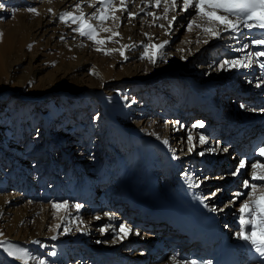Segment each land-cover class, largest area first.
Listing matches in <instances>:
<instances>
[{
	"label": "rangeland",
	"instance_id": "rangeland-1",
	"mask_svg": "<svg viewBox=\"0 0 264 264\" xmlns=\"http://www.w3.org/2000/svg\"><path fill=\"white\" fill-rule=\"evenodd\" d=\"M125 5L127 12L136 14L133 18L120 11ZM125 5L113 0L109 18L101 24L88 19L99 0H0V196L19 200L0 205V240L36 258L28 264L41 259L46 264H130L133 259L136 264H156L157 258L143 251L147 237L138 227L126 224L120 217L122 210L106 209L112 202L126 203L118 197H126L119 194V184L128 173L134 177L138 172L145 174L149 179L145 188L152 195L163 184L172 186L177 180L183 188L189 187L190 181L184 178L187 174L196 178L201 191L197 198L210 206L214 203L217 211L235 204L234 196L220 190L217 181L220 176H233L222 182L227 185L235 179L232 173L236 170L219 175L215 167L225 169V163L230 162L233 169L240 168V161L234 162L229 148L205 136L204 143L189 141L185 135L199 131L201 127L194 125L200 117L195 124L190 120L183 125L184 121L174 122L173 111L194 110L201 103L200 93L215 113L217 105L230 119L229 124L235 123L232 129L225 127L227 118L219 115V125L227 133L262 122L264 88L259 91L256 85L262 82L258 73L264 57H255L261 47L250 42L242 49L244 38L260 29L226 32L221 36L225 39L212 45L215 37L202 31L209 26L208 21L194 7L182 11L183 0H177L176 11L167 14L164 0L159 7L155 0H126ZM63 12L76 16L82 12L88 23L96 26V39L105 43L97 44L73 31L78 23L62 22L59 16ZM173 16L176 21L169 27ZM216 28L220 29L219 25ZM7 39L12 45L9 51L4 42ZM165 40L168 44L156 51L157 63L153 65L147 58L153 49L141 45H159ZM112 49L115 51L104 54ZM250 53L253 62L248 67L221 69L225 59L243 58L247 63ZM252 71L256 72L255 80L249 79ZM240 89L247 93L239 95ZM257 91V104L241 108L243 99H254L250 94L252 97ZM261 162L263 158L256 156L241 169L251 179L254 172L263 174V168L252 167ZM201 163L210 166L212 174H203ZM165 167L170 170L168 176ZM104 193L108 197L100 198ZM247 199L242 195L227 210L236 215L239 210L235 208ZM64 201L69 208L52 207ZM76 204L81 205L79 210ZM148 205L144 203L143 209L150 211ZM111 222L116 231L124 225L138 234L131 249L114 242L117 235L110 234ZM169 258H164L167 264ZM6 263L22 264L0 247V264Z\"/></svg>",
	"mask_w": 264,
	"mask_h": 264
},
{
	"label": "snow or ice",
	"instance_id": "snow-or-ice-1",
	"mask_svg": "<svg viewBox=\"0 0 264 264\" xmlns=\"http://www.w3.org/2000/svg\"><path fill=\"white\" fill-rule=\"evenodd\" d=\"M167 5L164 8L165 14H167L170 10L176 11L177 9V0H164ZM113 0H99V6L96 8V11L92 14H89L88 19H96L101 24L105 20L109 18L108 12L112 8ZM122 5H125V0H120ZM161 0H155V5L157 7L160 6ZM77 9L80 8V4L75 6ZM194 7L196 9L197 14L208 21L209 26L203 27L202 31L208 35L214 37H221L222 32L218 31L216 25L223 26L225 31H228L232 34L239 33L241 28H246L249 30L252 29H260L264 30V0H183V8L182 11H187L189 8ZM28 11L35 12V8H29ZM120 11L127 12V6L120 9ZM224 13L225 15H220L218 13ZM130 18H133L134 15L131 12H127ZM229 17H235V20L230 19ZM113 19H119L118 17H112ZM158 18V17H157ZM166 18V16H165ZM59 19L68 23L71 21L72 24H77L78 27L74 28L73 31L79 33L82 37H87L89 40L94 41L97 44L105 43L104 40H97V32L96 26H93L91 23H88V19H85L84 14L81 12L79 16L73 15L71 12H63L60 14ZM176 21V17L173 16L172 20L169 22V27ZM193 24L190 22L188 24V28L191 29ZM196 27H200V25H196ZM104 31H109V29H104ZM113 35H118V33H113ZM233 39H236V36H232ZM111 39V38H109ZM253 45L260 46L261 50L256 51L254 53L255 57H264V38L254 39L251 42ZM168 44V41L165 40L159 45H141L146 49L151 48L153 51L147 55L149 61L155 65L157 63L156 51L163 49L165 45ZM132 47V46H125ZM249 44H244L242 49H247ZM103 49L98 48L97 51H102ZM111 51H115V49L105 51V55L110 54ZM120 55L123 56L124 52L121 51ZM144 58L143 56L141 57ZM163 60V58H161ZM167 62V61H163ZM252 60V54H248V62L244 63L243 58L240 59H225L220 63L221 69L227 68H241L248 67ZM260 67L264 70V61L259 62ZM264 80V76L261 77ZM260 87V84L256 85ZM241 108L247 109V106L241 104ZM264 111V109H262ZM199 127H203V122H198ZM192 137L189 136V141H191ZM200 142H205V137H200ZM165 144L168 143L167 140L164 141ZM189 151H192V148H189ZM226 151V149H225ZM260 156H264V147L259 149ZM200 155H204L203 152ZM245 167V162L241 161L240 168ZM253 168H264V164H253ZM237 172L232 173L236 175ZM185 180L190 181L189 187H198V183L196 182L195 177H190L187 174L184 176ZM251 180L264 182V175H258L257 173H253ZM245 188H250L251 191L247 193H238L237 195H246L248 200H246L239 209V223L240 230L237 234V238L247 242L251 248L258 254L260 260L264 262V183H250L249 181H245ZM258 189H260L259 194H257ZM211 195H215V192ZM67 201L63 203H54L52 207L54 209L60 210L65 208L67 205ZM75 208L79 210L81 208L80 204H76ZM108 215V213H105ZM120 231L127 235L130 229L126 228L124 225H120ZM69 231V229H65V232ZM79 231V229H77ZM3 233H0L2 236ZM56 239V237H52ZM0 247L6 251L7 255L21 261L22 264H28L29 260H35V257H32L27 250L20 248L17 245L12 244L7 240H0ZM49 255H55V253H49ZM37 264H46V261L41 259L37 262Z\"/></svg>",
	"mask_w": 264,
	"mask_h": 264
},
{
	"label": "bare ground",
	"instance_id": "bare-ground-1",
	"mask_svg": "<svg viewBox=\"0 0 264 264\" xmlns=\"http://www.w3.org/2000/svg\"><path fill=\"white\" fill-rule=\"evenodd\" d=\"M125 4H126V0H125ZM194 10H196V9H194ZM218 14L225 15L222 12L221 13H218ZM229 18L235 20V17H229ZM108 27H110V26H108ZM219 27H220V29H217V30L218 31H221L222 34H225L226 32H228V31H225L223 29V26L219 25ZM110 29H111V27H110ZM245 29L246 28H241L240 32L244 31ZM247 30L250 33L252 32V30H249V29H247ZM109 32H110V30H109ZM261 32H263V31H261ZM235 34H237V33H235ZM219 39H222L223 40V39H225V37H215L214 40H211L213 42L212 45L213 44L214 45H218L220 43ZM248 39H249L248 36H246L244 38L243 41L245 42V44H249ZM9 41L10 40H8V39L7 40H4V42H6L5 44H6V50L7 51H9L12 48V45H11V43H9ZM250 74L251 75H250V78L249 79L255 80V77L257 76L256 75V72L252 71V72H250ZM256 81H258V79H256ZM259 84L261 86L258 89H259V91H262L261 88L262 87L264 88V82L263 83L262 82H259ZM252 94L253 95H252L251 98H254V99L256 97L260 96V94L258 93V91L255 92V93L252 92ZM196 120H198V121L196 122L195 125H198V122H201L200 121L201 119L198 118ZM203 122H206L207 124H210L211 123V122H208V120H205ZM212 125H214V124H212ZM214 128L220 129L221 126L220 125H217ZM242 131L243 130H239L238 128H235L234 130H232V132H242ZM185 136H188V137L191 136L192 137L191 141L193 143H194V141H198L199 143H201L200 142V137L203 136V135L200 134L199 131L198 132L196 131L195 133H192V132L191 133H188L187 132ZM239 142L241 143L242 141H239ZM140 154H142V153H140ZM139 158L142 159L143 158V154L141 156H139ZM160 160L163 163H166L163 159H160ZM233 160H234V158H233ZM234 162H236V159H235ZM246 164L247 163H245V167L244 168H247L246 167ZM154 165H156V163H154ZM176 168H177V166H176ZM165 169H167V167H165ZM238 169H239L238 173L236 175H234V176H235V178H237V181L239 179L243 181V177L245 176V172L241 168H239V167H238ZM262 170H264V168ZM235 172H237V170ZM261 173H263L261 175H264V171H261ZM177 178H178V176H177ZM230 178H233V176H220L219 179H221V181L218 179L217 182L222 183L225 180H228ZM179 180H181V179H179ZM177 181H175V184L172 185V187H171V185H167L166 183L163 184L162 187H161V190L160 191H157V192H154L152 190V187L149 185L150 188H151V190L153 191V195H152V194H150L148 192V189L145 188V184H148L149 183V179L145 176V174H143L142 172H138L137 174H135V177H134V176H132L131 174L128 173L126 175L125 179H123L121 181V183L119 184L121 186L120 191H119V194L121 196L122 195H126V197H118V201H124V202H127V203L133 202L139 208H143L144 206H142V205L144 203H149L148 206L151 208L150 209V212H152V211H161L160 213H164V214H167V215H170V216L176 215L178 217L183 218L186 222H188V214L190 212L183 205V201L189 202L191 204V201H193V198L190 197L189 192L186 189H184ZM238 183L240 184V182H238ZM126 193L127 194L129 193L130 194V199L129 200H128V197H127V194ZM257 194H259V192H257ZM13 202H19V200H17L16 197L14 198V197H10V196H3L2 199H1V196H0V205L1 204H3V205H7L8 204L9 205V204H11ZM209 202L212 203V201H209ZM117 205H120V204H117ZM69 206H70V204H67L66 205V209L69 208ZM192 206L200 212L201 216L204 219H206V221L208 223V227H207L202 222H199V228L201 230L204 231V230H207L209 227H212L213 228V231L212 232L215 233L219 237H229V236H232L235 239H238L237 238V234H238L239 230L238 229H235L234 224H236L237 218H239V213H237L235 215V214L232 213V211L226 210V208L225 209H220L216 213H208L206 211L205 207H203V206H201L199 204H195V205H192ZM211 206H213V205H211ZM239 209L240 208H235V210H239ZM132 213H133V211H131L130 215H132ZM136 214H139L138 210H137V213ZM143 214H146V213H143ZM147 217L150 220L153 219V217L150 216V215H148V216L147 215H143L142 216V218H145V219ZM132 219H134V217ZM218 220H220V223H217ZM129 222L134 223V221H129ZM108 225L111 226V230H113V232H111L110 234L111 235H114L116 233V235H117L116 236V239H114V242L115 243H119L120 244V248L131 249L132 246H133V244H131V242L132 241H135L136 240L135 238L139 237L138 234L135 231L131 230L130 227H126V228L130 229V231H129L128 234L129 235H134L133 239H129V237L127 235H124V233H122L120 231V229H119V231H116L117 227H116L115 223L111 222ZM2 240H4V239H2ZM154 243H155V241H152L150 238H146L143 241L142 248H145V246H149V245H152ZM156 260H158V262L156 264H167L166 261L163 258L156 259ZM169 260H170V264H189V263L178 262V261H176L173 258H169ZM5 262H7V261H5ZM133 264H136V262H133Z\"/></svg>",
	"mask_w": 264,
	"mask_h": 264
}]
</instances>
